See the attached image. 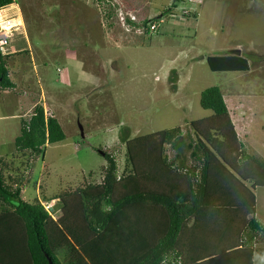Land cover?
<instances>
[{"label": "rangeland", "instance_id": "obj_1", "mask_svg": "<svg viewBox=\"0 0 264 264\" xmlns=\"http://www.w3.org/2000/svg\"><path fill=\"white\" fill-rule=\"evenodd\" d=\"M170 6L173 14L162 16ZM187 7L177 0H15L0 11L14 26L2 53L10 55L7 68L16 84L0 89V158L8 163V185L24 178L25 201L38 199L61 218L62 211L53 210L61 201L43 198L102 181L107 163L101 151L115 156L118 176L135 164L159 178V153L173 156L161 136L175 127L189 129L219 162L236 160L239 142L264 161V0H202L195 18L184 17ZM144 20L156 28L148 32ZM219 58L246 61L249 69L211 71L208 60ZM213 86L223 93L226 117L199 105L201 92ZM22 103L41 105L65 134L35 159L28 152L16 156L20 121L35 107L17 118L26 110ZM128 154L134 164L124 171ZM255 194L264 228V187ZM257 239L253 264H264V238ZM8 243H0V258L11 252ZM72 246L57 251L64 264ZM253 254L250 249L245 256Z\"/></svg>", "mask_w": 264, "mask_h": 264}, {"label": "trees", "instance_id": "obj_2", "mask_svg": "<svg viewBox=\"0 0 264 264\" xmlns=\"http://www.w3.org/2000/svg\"><path fill=\"white\" fill-rule=\"evenodd\" d=\"M12 3L13 0H0V8ZM186 5L190 10L189 14L184 13V17L195 18L199 4ZM173 9L175 6H170L161 15H172ZM185 9L188 10V7ZM143 22L144 27H148L150 21ZM7 56L10 55L0 51L2 90L15 88L9 76ZM208 66L213 72H245L249 69L246 61L236 58L209 59ZM199 105L204 110L212 111L214 116H228L223 93L217 86L201 92ZM230 128L233 130L231 124ZM64 139L65 134L58 120L54 116H46L43 107L37 104L27 120L21 119L14 145L17 153L28 152L35 159L47 144L62 142ZM124 139L121 141L125 143L127 138ZM161 141L173 152L170 159L165 152L159 153V162L168 172L163 178L169 181L173 174L177 179L181 177L187 193H176V196L180 195L184 200L188 195L187 201H178L173 197L174 194L155 189L156 183L151 178L157 177L143 171V167L136 170L129 154L124 171L128 164L134 165L128 173L118 176L115 156L101 151L107 163L102 181H84L75 190L43 198L44 201L59 199L63 204L62 217L57 222L50 218L40 200L27 202L21 197L24 178H11L14 187L6 183L3 170L7 169L8 163L0 158V226H5L0 230L8 236L7 239H0V243L9 242L11 249L9 255L5 253V257L0 258V264H61L55 250L68 245L71 238L82 255L73 248L75 255L72 254L68 264H88L85 257L91 264H185L184 251L177 247L178 234L200 208L213 204V211H218L222 205L227 204L222 203L228 202L234 195L244 193L248 196L249 209L246 212L255 213L253 193L244 188L234 173L241 180L249 182L253 189L264 187V161L249 154L244 144L239 142V157L236 160L224 158L223 162H219L203 152L189 129L183 131L181 127H175L165 130ZM159 173L161 171L158 176ZM138 205L149 208L167 222L166 231L154 245L148 243L135 224V206ZM161 222L163 224L164 220ZM247 224L241 241L231 237L228 249L239 243L241 248H251L255 253L253 242L257 237L264 238V228L254 217ZM3 233L0 235L3 236ZM248 234L249 237L246 236ZM101 247L108 258L103 259ZM254 258V254L252 259L248 257L246 264H253Z\"/></svg>", "mask_w": 264, "mask_h": 264}, {"label": "crops", "instance_id": "obj_3", "mask_svg": "<svg viewBox=\"0 0 264 264\" xmlns=\"http://www.w3.org/2000/svg\"><path fill=\"white\" fill-rule=\"evenodd\" d=\"M134 1V0H129ZM252 1V0H248ZM17 52V51H16ZM16 52H10L9 54H13ZM78 61V60H75ZM10 72V71H9ZM65 74V73H64ZM86 80H90L88 75L90 74L88 71L82 73ZM66 75V74H65ZM11 81L15 84V81L11 79ZM16 86V84H15ZM16 88V87H15ZM14 88V89H15ZM23 107L26 108L23 115H18L17 118H26L28 111L33 108L36 104H29L27 107L26 104L22 103ZM238 133V132H236ZM247 151V150H246ZM26 154V153H25ZM25 154L17 153V155L25 156ZM14 158L15 155H12ZM223 162V161H222ZM233 172L232 170H230ZM163 172V173H162ZM234 173V172H233ZM151 174V173H149ZM164 174V175H162ZM168 172L164 168L161 173H159L160 178L152 179L155 189L163 190L167 193L174 194V198L178 201H187L188 195L183 200L180 195L176 196V193H187L186 186L183 180L180 178L177 179L176 175H172L169 181L164 180V176H166ZM237 178L241 181L244 188H247L250 192L253 193L256 201V189L252 188V185L240 179L238 174L234 173ZM153 175V173H152ZM246 192V190L244 189ZM248 196L244 193H241L240 196L234 195L228 200V202H224L222 204V208L218 211H213V204L204 206L200 208L194 215L190 217L187 221V224L181 228L180 233L178 234V246L182 251H184V263L185 264H246L247 258L245 253L247 250L249 251L251 248H241L239 243L236 246L228 249L229 240L231 237L234 238L235 241H241V238L245 232L247 227L248 220L252 217L257 218V210L255 209V213H247L248 211ZM247 199V200H246ZM59 200V199H58ZM60 201V200H59ZM57 201V202H59ZM59 205V203H58ZM252 208V207H251ZM56 212H60L63 209V205L60 207L57 206L54 208ZM196 215V216H195ZM53 221L57 222L60 220L54 218V216L50 217ZM135 222L139 232L147 239L150 245H154L163 233L166 231V220L161 218L158 214L151 211L149 208H145V206L138 205L135 206ZM162 219L164 223L162 224ZM4 226V225H3ZM5 227V226H4ZM147 229H151V231H147ZM249 237V234L246 235ZM260 238V237H257ZM249 240V238H248ZM257 240H254V246L257 245ZM73 245L76 247V251L80 252L78 245L71 238L68 245ZM61 249L65 248L66 246ZM226 247V250H225ZM103 251V259L108 258L106 255V251L101 247ZM59 250V249H58ZM56 256L57 255V251ZM71 251V255H75V253ZM255 255V253H254ZM85 257V256H84ZM59 259V257H58ZM60 261V259H59ZM91 264V261L85 257V262ZM61 264H64L60 261ZM254 263V262H253ZM68 264V261H67Z\"/></svg>", "mask_w": 264, "mask_h": 264}, {"label": "built area", "instance_id": "obj_4", "mask_svg": "<svg viewBox=\"0 0 264 264\" xmlns=\"http://www.w3.org/2000/svg\"><path fill=\"white\" fill-rule=\"evenodd\" d=\"M13 1H15V0H13ZM178 1V0H177ZM180 1V3H186V4H199V3H201L202 2V0H179ZM6 8V7H5ZM5 8H0V11L2 12ZM183 12L184 13H187V14H189V10H187V9H183ZM128 19H129V17H128ZM130 21H133L134 23H136L133 19H129ZM0 23H2V24H0V51H1V53L3 52V50H4V48L6 47V45H7V39H8V36H10V32L12 31V28L10 29V30H7V29H5L4 28V26L5 27H10V26H12V21L9 19V20H7V21H3L2 19L0 20ZM2 25H4V26H2ZM15 27H17V26H15ZM143 28L145 29V30H147L148 32H152L156 27H155V25H153V24H151V22L148 24V27H144L143 26ZM9 31V32H8ZM8 32V35L6 36V35H4V33H7ZM3 54V53H2ZM44 206V208H45V210L48 212V214H51V212H49L47 209H46V206L45 205H43ZM52 215V214H51Z\"/></svg>", "mask_w": 264, "mask_h": 264}, {"label": "bare ground", "instance_id": "obj_5", "mask_svg": "<svg viewBox=\"0 0 264 264\" xmlns=\"http://www.w3.org/2000/svg\"><path fill=\"white\" fill-rule=\"evenodd\" d=\"M0 15H1V14H0ZM0 20H1V18H0ZM17 23H18V24H17L18 26L22 25L21 22H17ZM0 24H2V23H0ZM2 26H4V25H2ZM13 27H14V26H13ZM4 28L7 29V30H10V29H11V26H10V27H5V26H4Z\"/></svg>", "mask_w": 264, "mask_h": 264}, {"label": "clouds", "instance_id": "obj_6", "mask_svg": "<svg viewBox=\"0 0 264 264\" xmlns=\"http://www.w3.org/2000/svg\"><path fill=\"white\" fill-rule=\"evenodd\" d=\"M14 2V1H13ZM11 5V4H10ZM9 6V5H8ZM7 7V6H6ZM5 8V7H4ZM30 117V116H29ZM43 204V203H42ZM55 211V209H53ZM50 216H52L51 214H49Z\"/></svg>", "mask_w": 264, "mask_h": 264}]
</instances>
